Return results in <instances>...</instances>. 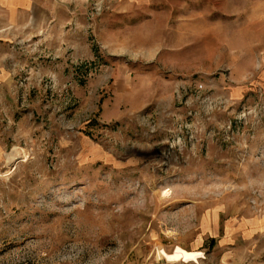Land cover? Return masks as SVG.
Wrapping results in <instances>:
<instances>
[{"label": "rangeland", "instance_id": "rangeland-1", "mask_svg": "<svg viewBox=\"0 0 264 264\" xmlns=\"http://www.w3.org/2000/svg\"><path fill=\"white\" fill-rule=\"evenodd\" d=\"M51 27L0 50V264H264V0Z\"/></svg>", "mask_w": 264, "mask_h": 264}, {"label": "crops", "instance_id": "crops-1", "mask_svg": "<svg viewBox=\"0 0 264 264\" xmlns=\"http://www.w3.org/2000/svg\"><path fill=\"white\" fill-rule=\"evenodd\" d=\"M69 2L74 0H0V50L5 38L50 32Z\"/></svg>", "mask_w": 264, "mask_h": 264}, {"label": "bare ground", "instance_id": "bare-ground-1", "mask_svg": "<svg viewBox=\"0 0 264 264\" xmlns=\"http://www.w3.org/2000/svg\"><path fill=\"white\" fill-rule=\"evenodd\" d=\"M12 163V162H11Z\"/></svg>", "mask_w": 264, "mask_h": 264}]
</instances>
